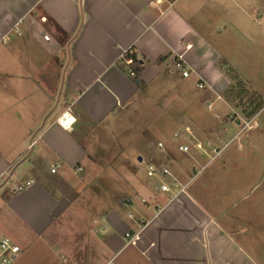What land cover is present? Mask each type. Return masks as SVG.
I'll return each mask as SVG.
<instances>
[{
    "label": "crops",
    "instance_id": "0c3cea01",
    "mask_svg": "<svg viewBox=\"0 0 264 264\" xmlns=\"http://www.w3.org/2000/svg\"><path fill=\"white\" fill-rule=\"evenodd\" d=\"M228 1L237 0H0V239L21 247L13 264H264L250 248L249 221L237 214L223 225L202 201L206 188L194 186L227 147L235 145L233 161L264 160V107L256 111V95L233 87L258 72L237 67L213 39ZM126 50L139 61L136 78L120 59ZM177 82L186 101L169 115L184 128L176 138L216 154L197 171L192 141L179 142L181 156L165 146L156 165L172 176L157 180L115 136L138 99ZM65 113L76 119L70 130L59 122ZM176 182L190 208L173 200ZM143 221L151 223L140 241L126 247Z\"/></svg>",
    "mask_w": 264,
    "mask_h": 264
},
{
    "label": "rangeland",
    "instance_id": "374dc122",
    "mask_svg": "<svg viewBox=\"0 0 264 264\" xmlns=\"http://www.w3.org/2000/svg\"><path fill=\"white\" fill-rule=\"evenodd\" d=\"M223 8L230 9L231 12H229L230 15L217 17L212 22L222 31V35H213L214 42L219 44L222 52L229 54L237 67L240 69L251 67L258 72L254 74L253 78L243 81L246 85L240 80H234L233 87L241 89L243 92L245 90L253 92L256 99H253L252 104L255 110L259 111L264 107V0L228 1V6ZM245 75L248 76L247 73ZM177 83L179 84L172 83L170 85L169 83L170 89L166 95H162L155 89L149 90L148 97L143 96V99H138L134 104V108L139 113L134 111L130 118L123 120L119 125L118 135L115 136L118 139L117 147L121 153L129 155L134 162L138 160L139 155V157H143L141 172L144 170L146 173L147 161L152 160V163L156 165L159 157H165L163 155L165 153L159 148V143H163L167 151L172 149L174 156H181L178 152L179 142L182 140L192 141L189 142L191 153L198 160V163L192 162V165L197 171L205 167L216 154L210 150L204 154L203 150L196 149L192 138L186 136L176 138V133L182 134L184 128L178 123L173 127L169 115L170 113L178 114L181 102L186 101L178 98L176 94L177 90L185 87V84ZM167 84L168 80L163 83V85ZM155 85L153 84L152 87L154 88ZM200 92L204 93L205 91L201 90ZM204 108L207 109L206 106ZM172 110L174 112H171ZM137 116L140 118L138 119ZM236 118L237 116L234 117V119ZM259 121L264 124V109L260 112ZM122 123L126 128L122 127ZM246 127L244 125L243 129ZM123 131L124 135L121 136ZM230 137L231 134L227 135L225 139L230 140ZM234 146L227 147L228 149L223 150L210 165L205 167L198 174L194 186L206 188L204 194L201 195L202 201L211 211L213 210L218 215L221 214L222 224L227 222V218L237 214L242 219L249 221L248 225L252 228L253 238H255L254 242L251 241L250 248L257 256L254 259L259 261L258 258L261 259L260 257L264 253V245L260 243V239L264 235V160L253 157L249 162L245 160L233 161L232 149ZM204 149L206 150L207 147ZM160 178L155 177L157 180ZM259 243L260 246H258ZM132 251L133 248H129L123 258L128 257Z\"/></svg>",
    "mask_w": 264,
    "mask_h": 264
},
{
    "label": "built area",
    "instance_id": "2783aa9c",
    "mask_svg": "<svg viewBox=\"0 0 264 264\" xmlns=\"http://www.w3.org/2000/svg\"><path fill=\"white\" fill-rule=\"evenodd\" d=\"M45 40L50 41V37L45 36ZM120 59L125 64L127 73L131 77L136 78L137 77L136 62H135V59L131 56V51L130 50L124 51L121 54ZM177 66L179 69H181L183 71V76L188 77L189 73L184 70L183 63L179 62V63H177ZM198 87L203 88V85L199 84ZM59 122H60L62 127L70 130L73 127V125L75 124L76 119L72 115H70L69 113H65L61 116V118L59 119ZM187 132H190V129H187ZM197 147L202 148V145L197 144ZM159 148L161 150L164 149L163 143H159ZM179 151L182 153H189L190 147L188 145H180ZM60 167H61V165H59V164L53 166L51 172L56 173ZM147 175H148V177L164 178V177L172 176V172L167 167H162L159 169L155 164L150 163V165L148 166V169H147ZM31 184L32 183L29 182L27 184L18 185L16 187V192H23ZM174 187L176 189V194H175V197L173 200L180 199L185 203V205L187 207H189L190 204L187 202V200H184V198H183V196L188 197V195L186 193V187L181 186L178 182L174 183ZM160 190L162 192H167V193L173 191L172 187L168 184H162L160 186ZM190 202H193V201L190 199ZM202 218H203V216H202ZM150 223L151 222L143 221L141 224V230L140 231H138V232H127L125 235L126 247L136 245L140 241L143 231L149 226ZM21 251H22L21 247L17 243H15L11 238L2 237L0 239V264H13V261L21 253Z\"/></svg>",
    "mask_w": 264,
    "mask_h": 264
},
{
    "label": "trees",
    "instance_id": "16d2710c",
    "mask_svg": "<svg viewBox=\"0 0 264 264\" xmlns=\"http://www.w3.org/2000/svg\"><path fill=\"white\" fill-rule=\"evenodd\" d=\"M170 1H175V0H170ZM131 56L135 59V62H136V71H137V76H139L140 74H141V69H140V64H139V61H138V59H137V57H136V55L135 54H133V53H131Z\"/></svg>",
    "mask_w": 264,
    "mask_h": 264
},
{
    "label": "water",
    "instance_id": "95a60500",
    "mask_svg": "<svg viewBox=\"0 0 264 264\" xmlns=\"http://www.w3.org/2000/svg\"><path fill=\"white\" fill-rule=\"evenodd\" d=\"M139 161H142V158H139Z\"/></svg>",
    "mask_w": 264,
    "mask_h": 264
}]
</instances>
